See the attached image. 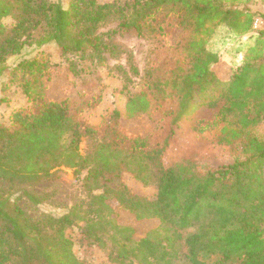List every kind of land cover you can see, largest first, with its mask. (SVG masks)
<instances>
[{
	"label": "trees",
	"instance_id": "1",
	"mask_svg": "<svg viewBox=\"0 0 264 264\" xmlns=\"http://www.w3.org/2000/svg\"><path fill=\"white\" fill-rule=\"evenodd\" d=\"M256 18L264 22L253 0H0V108L21 100L0 120V264H89L69 230L112 264H264V28H253ZM109 20L115 25L99 31ZM146 33L157 45L145 71L131 78L140 74L127 52L113 105L96 114L108 101L107 54L124 51L113 37ZM228 39L236 62L220 79L213 66ZM47 45L64 60V94L51 92L62 63ZM184 133L221 147L226 160L173 148ZM63 168L82 174L86 199L31 216L19 201L45 203L49 194L33 188ZM125 177L153 185V195L134 192ZM121 214L153 224L138 232Z\"/></svg>",
	"mask_w": 264,
	"mask_h": 264
},
{
	"label": "rangeland",
	"instance_id": "2",
	"mask_svg": "<svg viewBox=\"0 0 264 264\" xmlns=\"http://www.w3.org/2000/svg\"><path fill=\"white\" fill-rule=\"evenodd\" d=\"M60 2L62 5L66 6L68 0H55ZM101 2L108 0H100ZM254 6L258 8L259 11L264 12V0H253ZM7 23L10 20H5ZM256 24H253V28L255 30L263 29L264 22L260 18L255 19ZM115 25L114 21H106L100 27L99 31H105L110 27ZM218 35L215 37V40L212 42V46L214 47L215 42L219 37L224 33L223 30L218 31ZM113 41L117 43L121 48L124 49L123 52L118 57H111L107 54V68L101 71L103 76V80L106 84V89L108 91L107 100L103 104H101L95 112L96 114L104 111V109L111 107L113 103L111 102V92L112 88H118L121 85V79L116 78L118 75V71L116 66L124 65L128 67L126 63V54L127 52H131L133 56V62L137 66L139 70V76H132L131 78L134 80H138L140 76L143 74L147 67V63L151 60L152 52L155 48L156 41L153 39L152 35L146 33L143 37L137 38L130 34H117L113 37ZM237 43L234 40H226L224 44L220 46L219 49V62L213 66V69L220 79H227L229 76V72L232 64L236 61L233 59L234 51L236 49ZM32 48H27L24 51V55L29 53ZM44 50L50 54L51 60L55 63H62L61 66L53 67V80L50 84L51 92L56 93L57 95L64 94L66 91L63 90L64 83L67 78L66 74V66H63L64 60L60 58L59 52L56 47L53 45H47L44 47ZM14 58H11L9 61L12 62ZM65 91V92H64ZM114 96V95H113ZM16 99L9 106H3L0 108V120H4L8 112L10 111L12 106H17L21 100L18 98V94L15 96ZM115 98V97H113ZM115 102H118V98ZM119 103V102H118ZM97 115L91 116L90 120L92 122H96L98 120ZM137 128V126H135ZM190 134L184 133L182 138H178L175 142L173 148L179 149L182 146L194 147L201 149V152L204 154V157L208 161H212L214 163L221 162L226 160L227 155L226 152L221 149V147H216L213 145H206L199 143L196 139L189 136ZM198 142V143H197ZM87 143H89L88 139H84L80 144V148H84ZM82 178V174H80L79 179ZM72 169L63 168L60 170L57 175L50 180H44L33 188V191L36 193H48V199L43 204L39 206H34L30 204L26 199H22L19 201L23 209H25L31 216L38 217L44 213H53L59 214L63 212V207L61 205L69 206L72 203L78 200H85V191L83 190L81 180H79ZM124 182H126L129 187L137 193L152 196L155 189L153 185L143 186L142 184L132 180L130 177H125ZM2 183H0V186ZM119 221L124 224H130L137 228L138 232H143L147 230L153 222L150 221H141L137 222L132 217L127 214H121L119 217ZM69 234L75 238L74 243V251L80 258H84L89 262V264H112L107 260L106 254L103 250L96 248L95 246H86L83 245L80 241L77 240L78 232L77 230L68 231Z\"/></svg>",
	"mask_w": 264,
	"mask_h": 264
},
{
	"label": "built area",
	"instance_id": "3",
	"mask_svg": "<svg viewBox=\"0 0 264 264\" xmlns=\"http://www.w3.org/2000/svg\"><path fill=\"white\" fill-rule=\"evenodd\" d=\"M254 25L256 24V22L253 23Z\"/></svg>",
	"mask_w": 264,
	"mask_h": 264
}]
</instances>
